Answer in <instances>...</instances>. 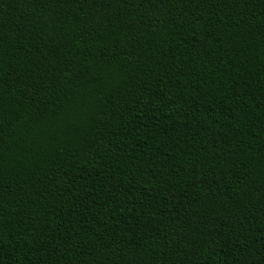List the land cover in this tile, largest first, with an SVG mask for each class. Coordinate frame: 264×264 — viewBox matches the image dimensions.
Returning <instances> with one entry per match:
<instances>
[{"label": "trees", "instance_id": "obj_1", "mask_svg": "<svg viewBox=\"0 0 264 264\" xmlns=\"http://www.w3.org/2000/svg\"><path fill=\"white\" fill-rule=\"evenodd\" d=\"M0 264H264V0H0Z\"/></svg>", "mask_w": 264, "mask_h": 264}]
</instances>
